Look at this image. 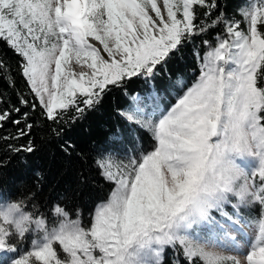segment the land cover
<instances>
[{"label":"snow or ice","instance_id":"6c2138e0","mask_svg":"<svg viewBox=\"0 0 264 264\" xmlns=\"http://www.w3.org/2000/svg\"><path fill=\"white\" fill-rule=\"evenodd\" d=\"M218 7V0H0V40L21 58L34 100L18 94L19 103L39 109L56 136L111 88L154 78L181 46L223 26L214 46L203 41L199 76L174 105L162 111L156 96L133 97L120 111L154 143L146 150L135 134L124 159L108 150L91 158L109 190L87 221L61 203L42 212L35 193L0 200V264H165L168 249L171 264H264V0H245L231 17ZM72 61L89 71L74 72ZM0 104V129L16 127L0 139L30 137L28 112L17 119L19 107L2 95ZM9 147L36 150L31 139ZM73 147L62 145L69 154Z\"/></svg>","mask_w":264,"mask_h":264},{"label":"trees","instance_id":"16d2710c","mask_svg":"<svg viewBox=\"0 0 264 264\" xmlns=\"http://www.w3.org/2000/svg\"><path fill=\"white\" fill-rule=\"evenodd\" d=\"M245 0H218V13L221 9L227 16L236 13ZM201 13L203 10H200ZM237 19L239 17L237 16ZM223 26L209 30L196 36L190 43L174 52L167 63L158 66V74L152 79L133 77L123 88H111L101 102L94 108L87 110L83 117L62 125L60 136L52 134L51 129L56 125L47 121L39 109L35 112L30 107L19 103L24 94L29 104L33 103L25 78L20 74L21 58L0 40V60L5 67L0 70V95L7 104L21 109L14 118H20L28 112V123L34 124L30 137L20 139H0V200L14 201L36 194L35 201L40 210L48 213L51 205L61 203L69 209L80 208L84 220L95 204L106 196L109 187L99 174L91 167V158L99 151L108 150L119 157L125 153L132 154L134 135L138 134L146 150H151L154 141L149 133L129 126L119 115L120 111L133 104L132 94L139 92L144 98L147 93H155L160 101L162 111L176 103L185 87H190L200 73V61L197 53L202 57L206 51L204 40L215 44L217 34H222ZM14 82V86H13ZM6 106L0 104V107ZM73 115L75 114L73 110ZM23 127V124H21ZM16 134V127L11 123L0 129V136ZM31 139L36 150L32 153L24 151L14 152L9 147L20 148L26 146ZM72 144L70 154L65 152L62 145ZM39 174V175H37ZM87 176L83 182L81 175ZM31 210V204L28 205ZM227 211L232 209L228 207ZM173 251L165 253V264H171Z\"/></svg>","mask_w":264,"mask_h":264},{"label":"rangeland","instance_id":"374dc122","mask_svg":"<svg viewBox=\"0 0 264 264\" xmlns=\"http://www.w3.org/2000/svg\"><path fill=\"white\" fill-rule=\"evenodd\" d=\"M158 3H160L161 5H162V0H158ZM90 39V38H89ZM215 45V44H214ZM213 45V46H214ZM71 67H72V70L74 71V72H76V73H79L80 71H89L88 69H87V66L86 65H76L75 64V61H72V63H71ZM183 94V93H182ZM181 94V95H182ZM180 95V96H181ZM120 158H122V159H124L125 157H120ZM229 208H231V207H229ZM227 209H228V207H227ZM226 209V210H227ZM213 215L214 216H217V218H219L218 217V213H213ZM244 232L245 233H247L248 234V236H250V237H254V235H255V230L254 229H249V228H244ZM218 251H220L219 249H217ZM229 254H231V253H229ZM241 259H243V257H241Z\"/></svg>","mask_w":264,"mask_h":264},{"label":"bare ground","instance_id":"6f19581e","mask_svg":"<svg viewBox=\"0 0 264 264\" xmlns=\"http://www.w3.org/2000/svg\"><path fill=\"white\" fill-rule=\"evenodd\" d=\"M233 235H235V233H233ZM238 239H239V237H238ZM242 247H244V248H245V251H246V246H244V245L242 244Z\"/></svg>","mask_w":264,"mask_h":264}]
</instances>
